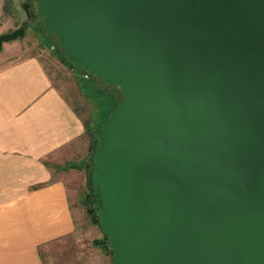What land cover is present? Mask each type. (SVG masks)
Segmentation results:
<instances>
[{
    "label": "water",
    "instance_id": "1",
    "mask_svg": "<svg viewBox=\"0 0 264 264\" xmlns=\"http://www.w3.org/2000/svg\"><path fill=\"white\" fill-rule=\"evenodd\" d=\"M32 1L122 94L88 172L112 264H264V0Z\"/></svg>",
    "mask_w": 264,
    "mask_h": 264
},
{
    "label": "crops",
    "instance_id": "2",
    "mask_svg": "<svg viewBox=\"0 0 264 264\" xmlns=\"http://www.w3.org/2000/svg\"><path fill=\"white\" fill-rule=\"evenodd\" d=\"M25 46L32 55L20 58ZM41 48L15 40L0 51V264H44L42 249L76 228V183L55 168L70 156L64 147L80 161L90 142L47 59L33 54Z\"/></svg>",
    "mask_w": 264,
    "mask_h": 264
},
{
    "label": "rangeland",
    "instance_id": "3",
    "mask_svg": "<svg viewBox=\"0 0 264 264\" xmlns=\"http://www.w3.org/2000/svg\"><path fill=\"white\" fill-rule=\"evenodd\" d=\"M0 6H2L0 21L3 23L4 29L7 32L19 28L23 23L25 25L27 22L26 19L28 18L31 21L26 26L25 35L16 41H23L25 45L29 43L34 48L42 47L33 54L47 59L52 82L65 101L70 104L71 109L75 110V112L77 111V114L83 120V126H86L85 132L90 142V136L95 135L106 119L111 108V102H118L121 99V93L117 88L106 86L100 81L89 78L82 73L75 72L63 64L61 59H59V53L54 49L55 41L53 39L48 41L42 36L40 22H37L39 23L37 26L32 25L35 4H32L31 0H0ZM26 35H28L27 38L25 37ZM24 50H26L25 53L19 54L20 58L30 53V48L28 50L27 46L24 47ZM30 54L32 55V53ZM89 147L91 148V146ZM64 148V151L71 156L68 149L66 147ZM90 148L89 151L85 150L84 160H80L81 163H79V160L74 161L75 159L73 158L75 157L71 158L73 161L71 159L68 160L70 156H67L60 167H54L55 170L67 172L66 175H68V171H71L72 175L67 176V182L72 180L74 185L76 183L78 196L73 203L76 228L70 236L52 242L42 249L44 264H112V258L104 254L100 248L93 244L94 240L98 241L102 239V233L97 226L89 221L83 204L85 196L90 191L88 172H86L85 167L86 162L88 163ZM72 164H75V166H70L66 169L68 165ZM77 166L79 168H76ZM72 183L69 184L71 194L74 193Z\"/></svg>",
    "mask_w": 264,
    "mask_h": 264
},
{
    "label": "trees",
    "instance_id": "4",
    "mask_svg": "<svg viewBox=\"0 0 264 264\" xmlns=\"http://www.w3.org/2000/svg\"><path fill=\"white\" fill-rule=\"evenodd\" d=\"M41 26V25H40ZM44 36V38L46 39V36L45 35H43ZM49 40V39H48ZM54 49H56V51L59 53V56H60V58L59 59H61V61L63 62V64H65V65H67L66 64V61H65V59L63 58V54H62V52L60 51V49H59V47H58V45H57V43L55 44V42H54ZM69 67V66H68ZM71 68V67H70ZM72 69V68H71ZM85 75V74H84ZM118 90V89H117ZM119 91V90H118ZM120 92V91H119ZM121 99H122V94H121ZM121 99L118 101V102H115V103H113V102H111V104H110V110H109V112H108V114H107V117L109 116V114H110V112L113 110V108L121 101ZM107 117H106V119H107ZM106 119L104 120V122H103V124L105 123V121H106ZM103 124L99 127V129H98V131L102 128V126H103ZM85 129H86V126H85ZM88 130V129H87ZM97 131V132H98ZM97 132L95 133V135L93 134V135H91L90 137V146H93V143H94V138H95V136H96V134H97ZM90 156V155H89ZM67 166V165H66ZM70 166H75V164H72V165H68L67 167H66V169H68ZM65 167V166H64ZM85 167H86V172H89V170L91 169V165H90V160L88 159V163L86 162V164H85ZM76 168H79V166H77ZM88 184H90V176L88 175ZM92 192H91V189H90V191H89V193L87 194V196H85V199L83 200V204H84V206H85V211H86V216L89 218V221L93 224V225H95V226H97L98 228H99V225H98V219H97V216H96V214H95V209H94V207H93V202H92ZM100 229V228H99ZM101 231V230H100ZM101 233H102V231H101ZM93 244L96 246V247H98V248H100L102 251H103V253L104 254H107V255H109L111 258H112V254H111V251H110V247H109V243H108V241H107V238H106V236L102 233V239H100V240H94V242H93Z\"/></svg>",
    "mask_w": 264,
    "mask_h": 264
},
{
    "label": "flooded vegetation",
    "instance_id": "5",
    "mask_svg": "<svg viewBox=\"0 0 264 264\" xmlns=\"http://www.w3.org/2000/svg\"><path fill=\"white\" fill-rule=\"evenodd\" d=\"M31 3L33 4V1H32V0H31ZM25 13H27V12H25ZM25 13H24V14H25ZM26 15L28 16V14H26ZM30 16H31V15H30ZM28 17H29V16H28ZM30 19H31V18H30ZM26 20H27L28 23H30L29 18L26 19ZM37 22H39V21H38V18H37V17H34V18L32 19V23H33L32 25H35V26H37V24L39 25V23H37Z\"/></svg>",
    "mask_w": 264,
    "mask_h": 264
}]
</instances>
